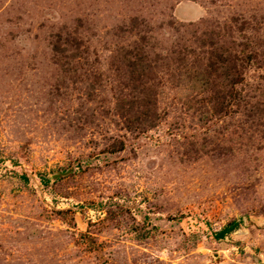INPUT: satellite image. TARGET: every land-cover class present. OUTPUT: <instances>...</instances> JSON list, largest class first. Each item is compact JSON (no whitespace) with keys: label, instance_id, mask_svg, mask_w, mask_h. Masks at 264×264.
I'll list each match as a JSON object with an SVG mask.
<instances>
[{"label":"rangeland","instance_id":"374dc122","mask_svg":"<svg viewBox=\"0 0 264 264\" xmlns=\"http://www.w3.org/2000/svg\"><path fill=\"white\" fill-rule=\"evenodd\" d=\"M0 264H264V0H0Z\"/></svg>","mask_w":264,"mask_h":264},{"label":"trees","instance_id":"16d2710c","mask_svg":"<svg viewBox=\"0 0 264 264\" xmlns=\"http://www.w3.org/2000/svg\"><path fill=\"white\" fill-rule=\"evenodd\" d=\"M134 56L137 57V53H135ZM241 224H242L241 219H233L232 221H230L229 223H227L226 226H224L222 229H220L219 231H217L215 233V237L217 239H223L227 235L231 234L232 232H234L238 228H240Z\"/></svg>","mask_w":264,"mask_h":264}]
</instances>
